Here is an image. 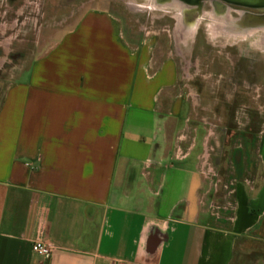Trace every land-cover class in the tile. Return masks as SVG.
Wrapping results in <instances>:
<instances>
[{
  "label": "crops",
  "instance_id": "obj_1",
  "mask_svg": "<svg viewBox=\"0 0 264 264\" xmlns=\"http://www.w3.org/2000/svg\"><path fill=\"white\" fill-rule=\"evenodd\" d=\"M138 37L100 0H0V264H264V129L190 128Z\"/></svg>",
  "mask_w": 264,
  "mask_h": 264
},
{
  "label": "rangeland",
  "instance_id": "obj_2",
  "mask_svg": "<svg viewBox=\"0 0 264 264\" xmlns=\"http://www.w3.org/2000/svg\"><path fill=\"white\" fill-rule=\"evenodd\" d=\"M100 2L121 8V15L127 16L128 29L142 41H152L155 54L176 61L181 74L179 83L188 87L185 93L189 89L193 94L191 100L198 114L190 128L218 130L217 134L220 130L229 134L264 129V31L248 38L229 36L223 29L233 19L231 9L220 12L204 8L197 33L187 38L179 26L181 14L177 8L150 10L146 7L148 2L153 3L150 0ZM103 11L119 15L112 9ZM210 20L215 21V40L208 36ZM9 70L0 71L1 81L9 78ZM242 249V254L247 255L250 244L244 243Z\"/></svg>",
  "mask_w": 264,
  "mask_h": 264
},
{
  "label": "water",
  "instance_id": "obj_3",
  "mask_svg": "<svg viewBox=\"0 0 264 264\" xmlns=\"http://www.w3.org/2000/svg\"><path fill=\"white\" fill-rule=\"evenodd\" d=\"M157 8H177L181 14L179 26L188 36H194L203 17V10L210 5L214 10L226 12L229 6L247 10H264V0H150ZM224 33L233 37H250L259 31H264V15L256 16L246 13L238 20L230 19ZM192 25V26H191ZM192 28L191 32L189 28ZM189 29V31H188ZM264 38V37H263ZM264 40V39H263Z\"/></svg>",
  "mask_w": 264,
  "mask_h": 264
},
{
  "label": "flooded vegetation",
  "instance_id": "obj_4",
  "mask_svg": "<svg viewBox=\"0 0 264 264\" xmlns=\"http://www.w3.org/2000/svg\"><path fill=\"white\" fill-rule=\"evenodd\" d=\"M148 3L150 4L149 6H151V3L150 2H148ZM208 8H211V9L214 10V8L211 7L210 5H206L205 9H208ZM228 9H231V15L233 16L234 20L240 19L242 17V15H244L246 13H251V14L256 15V16L264 15V10H247V9L240 8V7H235V6H229ZM150 10H152V9H150ZM209 14H211V12ZM214 23H215V21L213 22L212 20H210V22H208V24H207L208 36H210V39H212V40H215V37H216V34H217L215 32V28L216 27H215ZM177 38H178V40H180L179 39L180 38L179 35H178ZM187 38H188V36H187ZM245 38H248V37H245Z\"/></svg>",
  "mask_w": 264,
  "mask_h": 264
},
{
  "label": "built area",
  "instance_id": "obj_5",
  "mask_svg": "<svg viewBox=\"0 0 264 264\" xmlns=\"http://www.w3.org/2000/svg\"><path fill=\"white\" fill-rule=\"evenodd\" d=\"M53 249V246L47 242H35L32 244V252L43 258H49Z\"/></svg>",
  "mask_w": 264,
  "mask_h": 264
},
{
  "label": "trees",
  "instance_id": "obj_6",
  "mask_svg": "<svg viewBox=\"0 0 264 264\" xmlns=\"http://www.w3.org/2000/svg\"><path fill=\"white\" fill-rule=\"evenodd\" d=\"M261 231L263 232V239H262V243H263L264 242V223L261 226ZM246 242L247 243L249 242L250 247H251L252 254L250 256H252V257H264V248L263 247H260L257 244L258 242L254 240V238H251V239H242L241 242H239V245H240V243L241 244L242 243L244 244Z\"/></svg>",
  "mask_w": 264,
  "mask_h": 264
},
{
  "label": "bare ground",
  "instance_id": "obj_7",
  "mask_svg": "<svg viewBox=\"0 0 264 264\" xmlns=\"http://www.w3.org/2000/svg\"><path fill=\"white\" fill-rule=\"evenodd\" d=\"M148 1H149V0H148ZM149 5H150V4L148 3V4L146 5V7H147V8H150V9H152V10H154V11H156V9H158L153 3L151 4V6H149ZM191 26H192V25H191ZM191 26H190V27H191ZM192 28H193V27L189 28L190 31H189V29H188V31L191 32ZM185 35H188L187 32H185Z\"/></svg>",
  "mask_w": 264,
  "mask_h": 264
}]
</instances>
